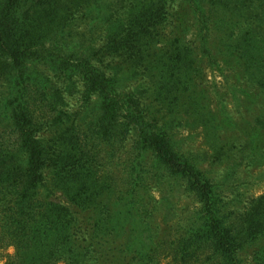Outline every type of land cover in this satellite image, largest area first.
<instances>
[{
	"label": "trees",
	"instance_id": "16d2710c",
	"mask_svg": "<svg viewBox=\"0 0 264 264\" xmlns=\"http://www.w3.org/2000/svg\"><path fill=\"white\" fill-rule=\"evenodd\" d=\"M181 128L209 151H184ZM254 168L264 179V0H0V261L93 264L116 245L134 264H264ZM161 187L197 202L168 241Z\"/></svg>",
	"mask_w": 264,
	"mask_h": 264
},
{
	"label": "rangeland",
	"instance_id": "374dc122",
	"mask_svg": "<svg viewBox=\"0 0 264 264\" xmlns=\"http://www.w3.org/2000/svg\"><path fill=\"white\" fill-rule=\"evenodd\" d=\"M173 6L176 7L177 10L183 11L184 8L180 4V1H177ZM181 12L183 15L186 13ZM187 17V16H186ZM186 22V21H185ZM75 29L79 30L82 29V25L78 22L75 23ZM169 33H172L174 35H167L166 39L178 37V35H175V30L169 29ZM184 38V40H187L189 42L195 41V36L193 34V31L186 32L183 35H179ZM204 87L210 88L212 86V82L215 81L218 82V86L221 87L220 84V78H218V75L216 73H213L211 69H208L207 66H204ZM141 83L140 81L136 84ZM224 92V91H221ZM67 109L71 113H76L80 110L82 98L80 94L67 96ZM229 112L231 116L236 120H241L248 118V115L243 114V116H238L235 112V109L233 105L231 104L230 100L226 101ZM242 127V126H241ZM240 127V128H241ZM243 128V127H242ZM245 129V128H243ZM175 139L181 141L180 146L184 151H191V152H204L209 151L208 146L206 144V141L204 140L203 133L201 129H191V128H181L178 131H175ZM239 135V134H238ZM132 141V140H131ZM132 142L128 143V145H131ZM126 147V151L129 150V147ZM150 158V157H148ZM204 170H211L213 171L210 173L213 177H216L217 179H221L223 174L225 173V167H219L216 165H212L211 163H207L204 165ZM120 170V169H119ZM263 168H254L250 169V171H247L245 169H242V171H245V173L242 174V176L246 179L247 172H250L249 175H251V180H253L254 184H251V186L248 188L247 191H249L248 196L250 197H259L264 193V179L260 178L254 181L259 175L261 174ZM49 179V178H48ZM173 187H161L160 189H153V196L156 200V206L161 207L160 210H158L154 216V221L152 224V228L154 229V232L156 233V240L160 238H166L167 241L169 239V235L171 232L174 231L175 226L177 223H179L180 220H183L190 212L194 211L197 207V202L192 197V194L186 193L184 188H178L176 190L172 189ZM54 202L69 206L70 204L67 203L66 199L62 197L59 193H54L51 197ZM111 203V201H110ZM83 218V216H79L77 218ZM171 220V221H170ZM84 229H86L85 225L83 224ZM121 243V241H119ZM7 254L9 257H11L14 254L13 249H9L7 251ZM9 258H5L4 261H0V264H6L8 263ZM96 263V262H95ZM93 263V264H95ZM135 263V261H132V257L128 256L127 254H122L121 250L117 248L116 245H111L108 248L107 253L104 255L103 258L100 259V261L96 264H130ZM64 264V263H61Z\"/></svg>",
	"mask_w": 264,
	"mask_h": 264
}]
</instances>
